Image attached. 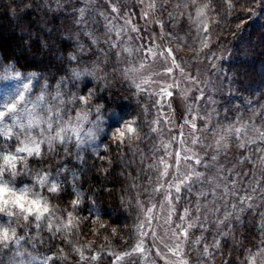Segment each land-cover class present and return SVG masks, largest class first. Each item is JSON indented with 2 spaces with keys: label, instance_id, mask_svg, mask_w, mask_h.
<instances>
[{
  "label": "rangeland",
  "instance_id": "374dc122",
  "mask_svg": "<svg viewBox=\"0 0 264 264\" xmlns=\"http://www.w3.org/2000/svg\"><path fill=\"white\" fill-rule=\"evenodd\" d=\"M61 1L76 11V19L79 17V9L85 7L86 4V0ZM112 2L117 4L124 18L131 19L132 25L137 29V31H131L129 27L127 34H122L118 42L119 51L110 48L109 43H106L109 41V35L115 39V34L106 33V21L100 13L104 12L116 25H123L124 20L113 19L117 17V14L111 11L109 0H88L89 11L85 14V20L88 21L87 27L85 29L78 25L79 33L73 51L76 59H72L68 72L54 82L48 81L38 72L21 71L13 63H4L0 57V67H7L11 64L22 76L35 74L36 79L31 84L33 98L40 94L45 84L47 90L54 95L57 85L63 81L60 93L65 101L61 105L64 111L69 116L75 117L78 112L84 110L88 114V122L84 123V129L87 130L97 124L99 127L95 139L79 149L74 140L66 145L56 144L55 151H48L47 146H42L43 155L30 157L27 161L31 172L21 173L12 181L17 188L25 185L32 186L33 176L39 171L42 174H50L51 181L59 182V191L55 194L39 185L33 188V191L39 192L48 199L52 230L48 229L47 219L43 221L40 228L34 226V218H30L33 224L28 226L20 221L16 227L17 234L23 237L20 243L25 252L24 258L35 257L33 264H41L45 257H52L48 264H69V256L81 258V252H83L84 257H87L93 244L91 235L97 234L100 227L104 225V221L100 223L91 216V211L87 207L88 201L80 191L71 195L69 201H64L67 191H71L70 183L77 175V160H83L86 156L99 157L102 153L109 151L112 143L124 149L127 147L129 150L136 149V145L139 147L140 143H145L147 149H152L150 153H146L145 157V153H140L139 162L144 165V168L139 172L144 176L145 181L140 188L138 185L137 189L133 186L131 192L134 191V206L138 214L135 243L142 238L145 252L148 255L147 259L140 254L132 255L135 256L133 259L137 261L136 264H181V260L186 261V264H226L224 257L228 256L230 248L236 249L239 236L253 230L252 241L250 240L248 246H245L242 258L238 256L237 260L235 259L237 264H244L246 250H255L264 242V227H262L264 200L254 201L255 207L246 209L240 221L232 220L231 231L227 235L219 236V247L212 246L213 240L217 238L216 226L212 224L209 230L203 233L204 240L201 245H193L191 242L201 235V229L197 227L190 231L189 240L182 244L183 255H175L174 252H179L181 249L177 248L180 241L173 235L172 229L175 228V223L179 222V213L189 206V200L195 201L196 197L194 194L189 197L182 193L184 198L175 203L177 214L172 217L171 224L167 223L168 205L165 201L167 181L172 179L175 169L170 167L169 175L163 180L160 175L165 167L161 158L170 165L175 163V151L181 147L179 143L181 131H183V139L187 146L204 155L205 159H209L214 152V148L192 145V129L187 125L181 129L180 125L183 124L185 116L191 118L187 104L193 105V114L199 110L201 115L206 116L209 112H213V109L215 110L214 119L209 125L210 129L218 125H227L230 122H243L254 125L256 128H264V102L259 103L243 97L238 103L236 99L239 95L231 87L230 76L226 77L221 67L223 59L230 57L228 51L231 40L228 38L232 34L224 35V28L225 18L235 11L233 1L197 0L195 5L192 4V0H112ZM258 2L264 4V0H258ZM153 3L155 8L149 7ZM204 4H208V9L201 19L208 24L207 33L202 29L198 32L193 22L196 18V8ZM145 12L148 14L146 19ZM86 30L94 33L95 43L88 35H85ZM203 36L208 37L206 48L201 47ZM125 47L132 49L131 55L124 51ZM148 49L152 51L149 52ZM166 49L172 50L179 68L174 67L173 57L168 56ZM142 64L143 67H141ZM167 68L173 69L171 75L167 74ZM180 69H183V74ZM74 71L82 75L74 78ZM189 76L195 77L198 84L190 83ZM122 82L133 89L134 104L139 107L141 123L135 117L123 118L112 106L105 104L99 96L101 90L116 87ZM137 84L143 89L142 91L136 87ZM177 84L178 88L175 87ZM168 85H173L168 89L173 92L170 98L162 94V89L167 88ZM15 86V80H0V90L9 91ZM201 89L204 93V100L197 102L195 98L201 94ZM182 93H187V99ZM81 96L86 99L81 101L79 99ZM74 97L75 100H73ZM209 97L212 102H208ZM98 117H100L99 120ZM129 122H134L138 134H134L131 139L125 138L121 142L116 137V133ZM196 123L198 127H202L207 121L198 119ZM153 128L156 131H152ZM199 135L203 138L207 134L201 131ZM173 137L177 139L173 140ZM212 143L213 137L209 135L208 139L204 140V145ZM165 144L170 145L167 151L173 153L171 157L165 155L166 149L163 147ZM237 144L238 141L232 140L215 163L226 168H232L233 164H236L235 171L247 173L241 177L243 181H247L254 172V165L248 161L240 163V158L248 156L255 161V167L260 168L261 164L258 159L260 153L255 152V149L258 146L264 147V142L258 141L256 145L249 146L252 149L251 152L240 149ZM15 146L16 144L13 143L11 150L14 151ZM66 164H69L67 169H65ZM18 167L21 165L18 164ZM200 170L204 171L203 168ZM215 171V168L211 170L212 173ZM256 175L264 176V172H256ZM5 179L11 180L12 177L6 174ZM161 183L164 184L163 188L156 191L155 189L160 187ZM133 198L126 199V202L130 204ZM77 199H79L78 204L73 206L72 202ZM150 208L152 212L148 213ZM69 214H71L72 224L70 229H64L63 225L69 222ZM149 218H151V223H149ZM0 220L7 222L8 218L0 217ZM58 228L61 230L57 231ZM144 232L148 235L142 237L141 234ZM153 232L155 236L152 235ZM180 239L183 240V237ZM59 241H63L62 247ZM50 243H54V248ZM204 243L210 246L211 257H204ZM14 252V245L6 249L0 248V264H13ZM158 252L159 255H157Z\"/></svg>",
  "mask_w": 264,
  "mask_h": 264
},
{
  "label": "snow or ice",
  "instance_id": "6c2138e0",
  "mask_svg": "<svg viewBox=\"0 0 264 264\" xmlns=\"http://www.w3.org/2000/svg\"><path fill=\"white\" fill-rule=\"evenodd\" d=\"M111 4V11L117 14V17L113 19H123V25L113 24L112 20L104 13L100 15L104 17L106 21V33L115 34V39H112L109 35V47L117 49L119 51L118 42L121 40L122 34H127L129 27L131 31H137L136 27L132 25L130 18H124L120 14V9L116 3L109 0ZM192 4H197V0H192ZM187 7V5H185ZM149 7L155 8V4H150ZM208 9V4H204L202 7L196 8V18L193 21L196 24L197 31L208 32V24L201 17L205 16V12ZM89 11L88 0H86L85 7L79 9V17L75 20L77 25H81L82 28L87 27L88 21L85 20V14ZM147 12L144 13L145 19L147 18ZM85 35H88L93 42H96V37L93 32L85 31ZM208 37H201V47H208ZM124 51L130 55L132 49L125 47ZM139 51V50H137ZM151 52V49H148ZM168 56L173 57L172 64L174 67L179 68V64L176 62L171 49H166ZM70 59H76L75 56H71ZM143 67V64L141 65ZM213 67L215 64L213 63ZM173 69L167 68V74L171 75ZM183 74V69H180ZM92 74V73H87ZM82 74L74 71V78H79ZM9 79L15 80L16 86L9 91L0 90V184L8 179H5L6 174L9 176H18L21 173L28 174L31 169L28 168L27 161L30 157H41L43 155L42 146H47L48 151H55L56 144H68L73 140L76 143L77 148H81L84 144H87L95 139L97 132L99 131L98 124L87 130L83 125L88 122V114L86 111L81 110L75 117L69 116L61 107L65 103L60 93V86L63 84L61 81L57 85L56 93L53 95L47 90V85L41 89L39 95L33 98L32 95V81L36 79L35 74L22 76L21 73L15 71L13 65L7 67H0V80ZM190 83L198 84L195 77H188ZM147 83V81H144ZM136 87L139 90L140 85ZM173 85H168L167 88L162 89V94L165 97H172L173 92L169 91ZM179 87V85H175ZM201 94L195 99L197 102L204 100L203 90H200ZM187 99V93H182ZM51 97V99H49ZM76 98L74 97L73 100ZM81 101L86 98L79 97ZM208 102H212L209 97ZM171 106V105H169ZM188 114L191 116H185L183 124L180 125L181 129L187 125L192 129L191 144L201 145L207 148H214L213 154L209 159H205L204 155L199 154L194 148L188 147L185 139H183V131H181V139L179 143L181 145L179 150L175 151V163L170 165L167 161L161 158V162L164 164V171L160 174L161 179L169 175L168 169L174 168L175 171L172 174V179L167 181L168 188L166 190L165 201L168 205V218L167 223L171 224L172 217L177 214L175 203L181 201L184 197L182 193L191 197L195 195V201H188V205L182 213L178 215V223H175V228L172 229L173 235L180 241L177 244V248L181 249L179 252H174L175 255H183L182 244L189 240L190 231L194 228L201 229V235L195 237L192 240L193 245H201L204 240L203 233L209 230V226L214 224L217 229V238L213 240L212 246L219 247V236L227 235L231 231L230 225L232 220L240 221L241 215L246 209L255 207L254 201L264 200V176L256 175V172H264V147L258 146L255 152L260 153L258 157L261 167H255V161L251 160L248 156H242L240 163L248 161L253 163L254 172L247 181H243L241 177L247 175V173L237 172L235 168L236 164H233L232 168H226L218 166L215 162L218 156L224 152L229 143L232 140L238 141L237 147L240 149H246L252 151L249 147L256 145L257 142H264V128H256L254 125H249L243 122L240 123H228L227 125H218L216 128H211L209 125L214 119L213 112H209L206 116L201 115L197 110L193 114V105L187 104ZM98 120L100 117L97 118ZM198 119L206 120L202 127H198L196 121ZM167 123V121H165ZM152 131H156L155 128ZM204 132L207 135L201 138L199 132ZM250 133H253L250 135ZM134 134H138V129L134 126V122H129L122 128L116 137L121 142L125 138L131 139ZM213 137V143L204 145V140L208 139V136ZM173 137V140H176ZM13 143L16 144L14 151L12 149ZM163 147L166 149L165 155L171 157L172 152L167 151L170 145L165 144ZM10 161V162H8ZM18 164L21 167H18ZM203 168L204 171L200 169ZM215 168V173L211 170ZM50 174H42L41 172H35L33 176V185L31 189H20L22 193H27L37 185L41 188H47L50 193H57L59 191V182L51 181L49 179ZM164 184L161 183L160 187L156 188V191H160ZM79 199L74 200L73 206L78 204ZM32 203L35 206L36 211H33L32 207L24 213L23 222L25 226L33 224L36 228H40L45 219L48 222L49 231L52 230L50 206L48 199L42 196L39 192H32ZM155 207V205L153 206ZM152 209H148V213H151ZM4 213H8L7 216ZM0 217H7V222L0 220V248H9L10 245L15 246V252L13 257V264H33L35 257L29 256L25 259V252L21 246L22 236L17 234V227H13L14 224L18 225L20 218L13 216L8 212L7 208L0 210ZM69 222L63 225L64 229H70L72 224L71 214H69ZM151 223V218H149ZM6 225V226H5ZM228 226V227H226ZM143 227V225H141ZM264 227V224H262ZM179 231H176V230ZM61 229H57L60 231ZM148 233L144 232L141 236H147ZM155 236V232L152 233ZM183 237V240L180 238ZM77 251H80L77 249ZM134 254H140L147 259V253L144 249L143 239L141 238L129 251L122 253H112L109 255L114 256L112 264H120L125 257L132 256ZM160 253L158 252L157 255ZM203 255L205 258L211 257L210 246L207 243L203 244ZM19 257L20 259H16ZM81 258L86 259L81 252ZM52 257H45L41 264H48V261ZM98 256H92L91 260L95 261ZM181 264H186V261L181 260ZM244 264H264V242L255 250H246Z\"/></svg>",
  "mask_w": 264,
  "mask_h": 264
},
{
  "label": "trees",
  "instance_id": "16d2710c",
  "mask_svg": "<svg viewBox=\"0 0 264 264\" xmlns=\"http://www.w3.org/2000/svg\"><path fill=\"white\" fill-rule=\"evenodd\" d=\"M232 1L235 11L225 18L224 28V35L232 34L228 38L230 57L223 59L221 67L239 95L238 103L243 97L261 103L264 102V4L258 0ZM75 16L76 11L61 0H0L1 60L24 72H38L54 82L72 65L70 57L75 54L79 33ZM119 84L101 90L100 98L123 118L135 117L141 123L133 89L123 82ZM137 146L129 150L112 143L109 151L99 157L77 160V175L64 201L80 191L88 201L91 216L100 223L104 221V225L96 235H91L93 244L86 259L69 256V264H112L114 256L109 252L119 254L136 244L138 214L131 189L137 185L140 188L145 181L139 172L144 168L139 162L140 153H145V157L152 150L145 143ZM129 197L133 198L130 204L126 202ZM252 235L250 230L239 236L238 248H230L224 257L226 264H237V257L242 258ZM62 243L59 241L61 247ZM50 244L54 248V243ZM94 255L98 256L95 261L91 260ZM134 257H125L120 264H136Z\"/></svg>",
  "mask_w": 264,
  "mask_h": 264
},
{
  "label": "clouds",
  "instance_id": "9594fccd",
  "mask_svg": "<svg viewBox=\"0 0 264 264\" xmlns=\"http://www.w3.org/2000/svg\"><path fill=\"white\" fill-rule=\"evenodd\" d=\"M11 177V180H6L4 184H0V210L7 208L8 212L13 216H18L20 221H23V215L29 207H32L33 211H36L35 206L32 203L33 190H30L27 193H22L20 189H31V186L25 185L17 188L12 182L16 176ZM4 215L7 216L8 213H4ZM13 227H16V224H14Z\"/></svg>",
  "mask_w": 264,
  "mask_h": 264
}]
</instances>
